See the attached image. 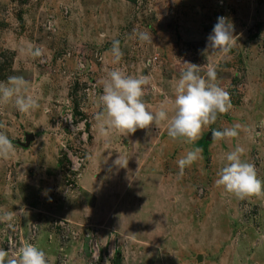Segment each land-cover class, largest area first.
<instances>
[{
  "label": "rangeland",
  "instance_id": "374dc122",
  "mask_svg": "<svg viewBox=\"0 0 264 264\" xmlns=\"http://www.w3.org/2000/svg\"><path fill=\"white\" fill-rule=\"evenodd\" d=\"M221 16L239 37L224 56L206 51ZM145 31L152 43L138 40ZM185 63L202 76L215 65L232 104L194 144L170 138L167 120L101 130L111 70L148 75L143 99L170 119ZM14 75L40 107L0 102V132L16 145L0 158V216L17 213L0 220V248L32 243L49 264H264V195L215 184L237 146L264 180V0H0V81ZM233 125L237 137H209ZM195 147L201 158L181 173Z\"/></svg>",
  "mask_w": 264,
  "mask_h": 264
},
{
  "label": "clouds",
  "instance_id": "9594fccd",
  "mask_svg": "<svg viewBox=\"0 0 264 264\" xmlns=\"http://www.w3.org/2000/svg\"><path fill=\"white\" fill-rule=\"evenodd\" d=\"M141 42L152 43V35L148 32L136 34ZM238 35H234V25L227 17H218L212 32L207 38L206 51L218 55H227L237 43ZM38 55L39 51L32 52ZM113 63L118 64L123 56L120 41L113 40L111 47ZM187 67L180 73L175 82L174 114L169 119L166 110H151L143 99L145 87L150 83L148 75H129L119 68L108 73L102 94L98 100L103 111L97 113L101 130L107 125L111 129L135 133L137 129H147L150 125L168 121L167 134L173 140H184L194 144L205 127L216 122L218 114L228 112L232 108L230 94L219 86L215 65L209 64L205 75L200 74V66L185 63ZM29 82L22 76H9L0 81V102H12L23 113L40 107L38 98L26 94ZM239 125L213 130L212 139L220 140L237 137ZM16 145L9 136L0 132V158L9 159L15 155ZM201 149L192 148L178 159L181 171L190 167L200 159ZM244 149L237 146L224 156V163L217 171L215 184L233 194L238 199L253 195H264V180L257 175L255 165L243 158ZM120 159L115 160V164ZM15 212H7L0 220H11ZM9 250L0 248V264H49L46 252L32 243L17 247L9 240Z\"/></svg>",
  "mask_w": 264,
  "mask_h": 264
},
{
  "label": "water",
  "instance_id": "95a60500",
  "mask_svg": "<svg viewBox=\"0 0 264 264\" xmlns=\"http://www.w3.org/2000/svg\"><path fill=\"white\" fill-rule=\"evenodd\" d=\"M209 137H211V138H212V136H211V135H209ZM197 260H198V262H200V261H201V257H198V258H197Z\"/></svg>",
  "mask_w": 264,
  "mask_h": 264
},
{
  "label": "trees",
  "instance_id": "16d2710c",
  "mask_svg": "<svg viewBox=\"0 0 264 264\" xmlns=\"http://www.w3.org/2000/svg\"><path fill=\"white\" fill-rule=\"evenodd\" d=\"M126 1H129V2H134L135 0H132V1H130V0H126Z\"/></svg>",
  "mask_w": 264,
  "mask_h": 264
}]
</instances>
